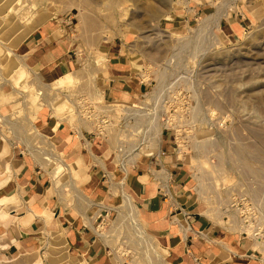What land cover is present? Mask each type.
I'll return each mask as SVG.
<instances>
[{
	"label": "rangeland",
	"instance_id": "374dc122",
	"mask_svg": "<svg viewBox=\"0 0 264 264\" xmlns=\"http://www.w3.org/2000/svg\"><path fill=\"white\" fill-rule=\"evenodd\" d=\"M20 1L2 0L0 6V178L6 180L0 187L14 177L11 156L5 157L8 147L19 146L48 171L53 190L61 191L66 204L76 205V194L82 190L78 181L77 193L70 186L75 174L69 166L56 174L63 154L34 124L45 108L56 121L63 115L69 126L104 138L115 149L121 138L122 108H134L106 97L107 47L117 42L149 87L131 103L140 107L147 100L156 113L154 119H140L151 123L152 150L161 148L164 135L171 138L173 163L190 176L205 214L228 234L242 238L243 231H250L241 221L245 214L254 224L264 220V0H24L21 9L12 11ZM52 18L72 41L78 82L60 92L49 89L54 82H30L31 76L30 88L17 85L19 73L13 64L20 60L13 49ZM235 20L240 25L229 34L225 23ZM65 98L73 103V111L65 103L56 113V101ZM108 115L110 123L102 124L101 117ZM166 155L163 160L170 169L171 154ZM123 174L118 168L113 178L117 184ZM19 203L15 196L9 204ZM121 203L116 200L110 211L96 210L91 216L120 263L172 264L143 226L139 210L135 224ZM9 204L0 212L2 221L11 218ZM18 221L14 218L16 225ZM51 237L43 239L47 249L35 257L42 264H63L59 256L66 253L54 247L57 241ZM260 252L264 255L261 248ZM14 258H1L0 264H26Z\"/></svg>",
	"mask_w": 264,
	"mask_h": 264
},
{
	"label": "crops",
	"instance_id": "0c3cea01",
	"mask_svg": "<svg viewBox=\"0 0 264 264\" xmlns=\"http://www.w3.org/2000/svg\"><path fill=\"white\" fill-rule=\"evenodd\" d=\"M58 22L50 19L13 49L22 65L31 70L33 81L39 84H50L77 68L72 41ZM225 25L226 32L235 34L240 23L235 20ZM107 49L106 97L114 102L131 103L148 90V84L141 80L136 64L124 53L122 44L112 42ZM7 87L8 84L2 87V93L6 94ZM4 107L10 108L9 104ZM57 125L58 121L45 108L37 113L36 130L50 140L58 154H63V161L75 174L74 180L79 182L86 201L77 194L76 205H67L61 191L53 190L48 171L32 154L19 146L8 147L5 157L11 156L14 177L2 184L0 195L16 194L20 203L7 205L11 218L0 220L3 258L16 260L19 256L26 262V255L47 249L43 239L49 238L51 232L61 231L72 264H121L96 230L97 219L93 221L92 215L96 210L110 211L112 203L122 201L120 191L124 190L134 198L143 226L156 238L172 264H264L256 243L228 234L205 214L195 199L190 176L173 163L175 147L170 137L163 136L161 150L163 156L171 154L167 159L171 175L155 176V164L144 158L123 172L118 185L113 179L118 167L107 140L82 129L79 132L66 122ZM5 181L0 178V183ZM114 187L119 188V194H114ZM87 205L89 209H85ZM97 215L99 218L100 214ZM14 218L19 220L18 225Z\"/></svg>",
	"mask_w": 264,
	"mask_h": 264
},
{
	"label": "built area",
	"instance_id": "2783aa9c",
	"mask_svg": "<svg viewBox=\"0 0 264 264\" xmlns=\"http://www.w3.org/2000/svg\"><path fill=\"white\" fill-rule=\"evenodd\" d=\"M140 76L141 80L145 82V80L142 79V74ZM140 106L141 108H127V110H124V116L121 121L122 125L119 127L121 138L119 137V143L117 147L113 149V159L115 165L126 173L129 169L137 166L139 162L145 158L150 162H153L155 166H162L163 169L161 170L157 169V171L153 169L155 176L156 173L170 174V172L168 173V171H170L169 166L165 164V161L163 160L164 152L158 147L155 151L152 150L153 148L150 143L151 133L153 131L152 126H150L151 123H149V121L140 123L141 117L146 116L149 119H154L156 113L151 111V104L147 100H145L144 104ZM100 122L102 124H109L110 116L107 118L105 116L101 117ZM153 124H155V122ZM250 219L251 218L247 214H245L243 219H241L245 226H249L250 228L249 232L243 231L242 236L252 240L256 244L257 242H260L264 245V220H259L254 224ZM262 252H264V250ZM260 254L262 255L261 252ZM262 257L264 258V255H262ZM1 258L3 259V257L0 255V262H2Z\"/></svg>",
	"mask_w": 264,
	"mask_h": 264
},
{
	"label": "bare ground",
	"instance_id": "6f19581e",
	"mask_svg": "<svg viewBox=\"0 0 264 264\" xmlns=\"http://www.w3.org/2000/svg\"><path fill=\"white\" fill-rule=\"evenodd\" d=\"M13 2V1H12ZM19 2V1H18ZM24 0H21L20 1V3L18 4V8H16V7H13L12 8V11H14V10H17V9H21L22 8V6H23V4H24ZM16 3V2H15ZM11 5V4H10ZM14 6V5H13ZM15 8V9H14ZM11 9V8H10ZM37 10V9H36ZM26 12V11H25ZM12 14V13H11ZM15 15H17V17H18V19H19V21L21 20V19H23V18H21V17H19V12H17L16 11V13H14ZM24 14V13H23ZM25 15V14H24ZM26 16V15H25ZM21 18V19H20ZM38 19H39V17H38ZM32 21V20H31ZM30 21V22H31ZM35 21V20H34ZM28 34V33H27ZM24 40V39H23ZM9 50H10V48H8ZM8 50V51H9ZM10 51H12V50H10ZM9 51V52H10ZM8 52V53H9ZM13 52V51H12ZM11 53V52H10ZM12 54V53H11ZM14 54V53H13ZM12 54V55H13ZM9 55V54H8ZM102 60H104V59H102ZM101 60V61H102ZM14 63V62H13ZM12 63V64H13ZM23 63H21V62H18V63H14L13 64V66L15 67V72H18L19 73V76L15 79L16 80V83H17V85H22V86H24L25 88H30L31 87V83L29 84V81L27 82V79L29 78V76H31V73H30V71L29 70H27L23 65H22ZM28 69H30V68H28ZM30 82H33V80L32 81H30ZM72 82H78V79H77V75L75 74V72H69V73H67V74H65L64 76H62L61 78H58L56 81H54V83H52V84H50L49 85V89H51V91H55V92H60L62 89H65L66 87H68ZM6 99H8L7 97H5ZM2 100V101H7V100ZM10 99V98H9ZM8 99V100H9ZM57 102V104H56V108H55V111H56V113H59V112H62V107H63V104H65V105H67V107H68V111H73V109H74V105H73V103L68 99V98H65V99H63L61 102H58V101H56ZM55 102V103H56ZM117 102H119V101H117ZM122 103V102H121ZM127 105H129V106H126V107H134V108H141V106L139 107V105L137 106V104H135V103H127ZM10 106V105H9ZM124 109L125 108H122V111H124ZM125 110H127V108L125 109ZM60 114V113H59ZM63 116V115H62ZM62 116H60V118H59V122H58V125L60 124V122L62 121V122H65V119L62 117ZM57 125V126H58ZM197 144V143H196ZM1 156H3V155H1ZM59 162L61 163L60 165H59V167L57 168V171H56V174H58L62 169H66L67 170V167H68V165L63 161V159H59ZM9 166V165H8ZM8 168H10V166L8 167ZM0 173H2V172H0ZM1 176V175H0ZM59 180H60V178H59ZM75 180H74V178H72L71 180H70V186H71V188L72 189H75L76 190V193H77V191H78V186H77V184L74 182ZM61 185V184H60ZM116 185V184H115ZM119 185V184H118ZM122 185V184H121ZM123 186V185H122ZM115 188V187H114ZM116 189V188H115ZM117 189H119L118 187H117ZM116 189V191H118ZM123 189V188H122ZM120 192H122V196H123V198H122V203H121V207H122V211H123V213H126L127 215H129L128 217H130L131 219H132V222L134 221L135 222V224H138L139 222L137 221V217H138V208H137V206H136V204L134 203V199L132 198V196L130 195V194H128L127 192H125L124 190H122V191H120ZM74 193H75V191H74ZM82 193V192H81ZM80 192L78 193V197H81L82 196V194H81ZM16 195V194H15ZM15 195H13V194H10V195H5V194H2V195H0V212H1V210H3V209H5L4 208V205H6V204H9V203H11L13 200H14V198H15ZM77 195V194H76ZM28 198V197H27ZM81 199V198H80ZM72 200H74V199H72ZM82 200H85V198H84V196H82ZM86 201V200H85ZM89 202V201H88ZM90 203V202H89ZM94 203V202H93ZM78 204V203H77ZM96 204V203H95ZM80 206V205H79ZM82 207V206H81ZM86 207H88V205L86 206ZM27 208V207H26ZM80 208V207H79ZM82 209V208H81ZM85 209H89V207L88 208H85ZM100 209V208H99ZM13 210V209H12ZM84 211V210H83ZM8 212V211H7ZM9 214H10V212H8ZM7 213V214H8ZM79 213V212H78ZM8 214V215H9ZM126 214H124V215H126ZM88 217V216H87ZM236 219V218H235ZM56 220V219H55ZM49 221V220H48ZM61 221V220H60ZM136 221H137V223H136ZM238 223V222H237ZM139 226V225H138ZM239 226V225H238ZM61 229V228H60ZM142 229V228H141ZM143 234H145L144 232L145 231H141ZM51 234V239L53 240H56L57 241V245H55L54 243H53V245H54V247L55 248H57L58 249V251H60V252H62V251H65V253L66 254H61L59 257H63L62 259H59L60 261H62V262H64V263H66V264H72L70 261H69V254H68V252H67V247H66V241H65V238H64V236L61 234V231H60V233L59 232H51L50 233ZM147 238V237H146ZM149 242V241H148ZM152 245H153V243L152 242H150ZM52 244V243H51ZM257 245H259V247L261 248V250L263 251L264 250V245L262 244V243H260V242H257ZM52 245H50V247H51ZM54 247H51V248H54ZM36 254L37 253H30V254H28V255H26V256H28L27 257V259L29 260V261H33V263L32 264H42L39 260H38V258H36L35 256H36ZM22 256V255H21ZM20 256V257H21ZM65 256V257H64ZM19 257V256H18ZM18 257H17V259H18ZM38 257V256H37ZM19 260V259H18ZM158 259H156V261H157ZM159 262H160V260H158ZM13 262V261H12ZM58 262V261H57ZM24 263H26V264H28L27 262H24ZM63 263V264H64ZM157 263V262H156ZM155 264V263H154Z\"/></svg>",
	"mask_w": 264,
	"mask_h": 264
}]
</instances>
